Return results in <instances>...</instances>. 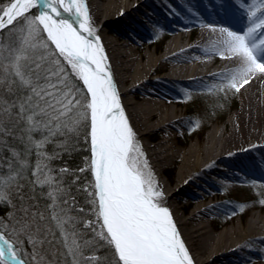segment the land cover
I'll list each match as a JSON object with an SVG mask.
<instances>
[{"label":"bare ground","instance_id":"1","mask_svg":"<svg viewBox=\"0 0 264 264\" xmlns=\"http://www.w3.org/2000/svg\"><path fill=\"white\" fill-rule=\"evenodd\" d=\"M221 1L14 0L4 14L3 21L10 23L29 4L38 3L48 37L84 69L93 110V172L103 218L126 262L233 264L236 259L228 255L238 259L245 244L264 241V219L259 213L246 226L241 223L213 234L204 220L210 207L204 204L207 195L192 191L190 185L200 176L230 177L239 160L250 175L264 178V155L256 154L264 144L240 153L234 150L241 131L254 137L256 123L264 125V25L257 22V2ZM142 6L152 9L154 21L164 26H171L169 19L180 25L159 59L138 54L133 47L140 40L138 33L131 38L120 27ZM185 25L195 26L194 31L186 34ZM198 32L201 36L193 41ZM160 70L173 77L157 79ZM231 76L244 98L242 111L229 119L227 128L211 130L205 144L178 148L185 145L178 139L181 118L168 105L169 96L161 85L171 78L190 87L218 88ZM148 83L152 90L144 87ZM133 142L147 165L160 167L162 173L167 165L181 161L175 190L172 182L157 180L155 193L148 195L138 177L124 173L120 155L129 166ZM251 164L254 167L249 169ZM185 198L192 201L185 203ZM0 253L8 262L22 264L1 234Z\"/></svg>","mask_w":264,"mask_h":264},{"label":"trees","instance_id":"2","mask_svg":"<svg viewBox=\"0 0 264 264\" xmlns=\"http://www.w3.org/2000/svg\"><path fill=\"white\" fill-rule=\"evenodd\" d=\"M13 1L0 0V15ZM29 16L0 32V222L20 229L49 264H122L93 224L88 92L53 69L57 53L42 27L33 36L17 30Z\"/></svg>","mask_w":264,"mask_h":264},{"label":"rangeland","instance_id":"3","mask_svg":"<svg viewBox=\"0 0 264 264\" xmlns=\"http://www.w3.org/2000/svg\"><path fill=\"white\" fill-rule=\"evenodd\" d=\"M226 0L221 2L225 4ZM248 3L257 2L260 14L258 16V24L264 25V0H247ZM225 2V3H224ZM221 3V5H222ZM10 5V4H9ZM8 5V6H9ZM5 8L4 12L0 15V21H3L4 14L8 8ZM82 10L85 9V5L80 2ZM29 13L30 16L17 28L22 33L29 34L30 36L39 35L40 27L44 30L49 42L54 46L58 59L54 63L55 71L68 70L76 79H82L89 95V107L91 116V162L90 168L93 176V187L96 194V201L98 203V216L95 219V228L99 233H105L114 245L118 258L122 264H137L133 262L124 261L119 254L113 239L107 230L105 220L103 218L101 200L98 193V185L93 172V153H92V123H93V110L91 97L88 90L87 79L84 69L81 63L75 58L67 55L66 53L59 51L55 44L48 37L45 28L41 21V8L38 3H32L16 18L24 16ZM155 14L152 9L146 6L141 7V11H137L130 15L123 22L120 27L128 37L135 38V32L139 35V42L134 43L133 47L136 52L140 54H153L155 59L161 58L165 51L169 40L179 31L180 25L178 21L168 20L170 27H166L161 24V21L155 20ZM237 20L241 17L237 15ZM15 21V20H14ZM100 28L105 30L106 28L100 25ZM186 34L192 33L195 26L185 25L183 26ZM201 33L198 32L197 37L194 40L199 39ZM29 37V36H28ZM129 41L128 39H125ZM38 40H35L36 43ZM140 47L141 50L139 49ZM167 75L165 71H158L155 73V77ZM154 82V81H152ZM167 85H161L166 90V98L168 105L174 107L177 110L176 116L181 118L180 131L178 132V139L185 143V145H177L180 149H186L194 144H205V139L208 133L217 128L223 130L229 126V119L237 115L242 111L244 107V98L240 93L239 86L235 84L233 77H230V81L220 82L218 88L207 87H190L180 80L168 78ZM149 90H152V86L146 84L144 86ZM68 93V92H66ZM64 102L71 103V99L63 98ZM163 100V99H161ZM139 102V100H135ZM63 102V103H64ZM243 127V126H242ZM255 132L257 135L254 137L245 136V132L241 131L240 142L237 147L234 148L236 152L245 151L253 145L264 144V125L262 123H256ZM144 141H147L144 139ZM158 140L152 142L155 143ZM257 156L264 155V149L258 151ZM128 164L131 170L135 173V176L139 178V181L148 195L155 193V184L158 181L163 183L172 182V190H175L178 186L179 177L181 173V161L169 164L166 166L162 173L160 167L154 165H147L145 156L140 151L139 146L132 143L129 154L127 156ZM236 166L231 171L230 177L221 178L216 175H210L208 177L200 176L199 178H193L190 183L192 191L198 194L207 195L204 204H210L208 210V217L205 216V221L209 226V229L215 235H220L225 230H229L232 227L238 226L241 223L246 226L253 214L259 213L264 219V178L258 175H250L241 161H238ZM223 168L225 165H220ZM249 169L254 167L253 164L248 165ZM167 174H171L170 178ZM158 180V181H157ZM143 182V183H142ZM185 203H190L191 198H185ZM177 206L182 204L176 203ZM0 234L11 245L14 253L17 257L24 261L26 264H49L48 259L42 255H36L34 253L35 248L32 243L29 244L23 238V233L20 229L10 226L7 222H0ZM217 225H222V229H218ZM14 228V229H13ZM236 255H228L231 259H236L233 264H264V241H256L252 244H245V249L237 253ZM0 261L2 264H13L3 260L0 253ZM214 264H222L215 261Z\"/></svg>","mask_w":264,"mask_h":264},{"label":"water","instance_id":"4","mask_svg":"<svg viewBox=\"0 0 264 264\" xmlns=\"http://www.w3.org/2000/svg\"><path fill=\"white\" fill-rule=\"evenodd\" d=\"M11 23V22H10ZM10 23H6L5 21H1L0 22V31L2 30V29H4L7 25H9ZM97 136L99 135V128H97V134H96ZM92 153H93V148H92ZM120 160H121V164H122V167H123V170H124V173L127 175V176H129L130 174H134L135 175V173H133V171L131 170V168L127 165V162H126V159H125V157H124V155H120ZM101 202V201H100ZM101 208H102V205H101ZM103 213V212H102ZM114 242V241H113ZM3 258V257H2ZM3 259H5V258H3ZM6 260V259H5ZM20 262L22 263V264H26L24 261H22V260H20Z\"/></svg>","mask_w":264,"mask_h":264}]
</instances>
